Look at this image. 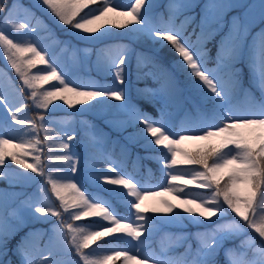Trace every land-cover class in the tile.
I'll return each instance as SVG.
<instances>
[{
  "label": "rangeland",
  "instance_id": "obj_1",
  "mask_svg": "<svg viewBox=\"0 0 264 264\" xmlns=\"http://www.w3.org/2000/svg\"><path fill=\"white\" fill-rule=\"evenodd\" d=\"M104 1L111 4L114 0ZM4 2L12 4L13 0H4ZM16 2L17 7L12 9V20L8 25L5 24L3 15L0 14V28L9 34L13 41L22 40L27 45L34 44L49 62L48 64H37L30 70V76L45 74L51 70L49 67L51 64L57 68L66 82L73 86L105 92L109 89L123 91L125 95L124 102L107 96L101 97L99 98L100 103L95 107L84 104L69 107L62 101H54L47 109H41L37 107L36 102L30 99L31 89L22 83L19 75L11 67L3 45L0 44V91L9 95L14 103L21 104V107L23 103L30 105L29 109L22 110L19 115L30 120L32 109H35L39 111V115L45 116L43 127L38 130V136L48 137L47 140H41L44 145L43 154H41V163L45 170L44 177L21 169L19 166L0 167V179L3 176L15 179L13 186L0 183V208L12 212L9 232L19 221L23 225L34 223L33 227L26 230L22 240L14 245L16 253L19 249L18 260L15 261L9 257L7 264H27L30 260H35L39 264L45 257L53 264H84L83 256L71 243L72 237L75 236L77 241L82 243L84 236L92 231H102V227H114V225L101 217H82L80 221L72 219V216L80 211L79 208L71 207L72 201L80 198L79 192L76 189H65L63 194L69 203V209L65 211L61 207V201L52 191L49 177L60 185L77 183V187L84 191L92 202L106 204L116 215L125 217L124 222L126 223H142L135 221L134 218L131 208L134 198L130 197L123 187L105 183L103 177L123 175L125 178H132L141 191L161 193L147 197L145 204L149 207H162L160 201L164 199L180 203L174 193L163 192V187L167 186L166 181L161 182L151 177L153 169L142 159L141 152L129 146L122 136L113 134L105 126L97 127L88 119V115H94L104 123L110 122L120 127L126 126L127 123L139 122L140 117H146L178 139L180 134L200 135L205 128L220 124L219 117L224 112L236 116L259 113L261 102H264V86L261 85L258 65L257 72L249 71L248 45L255 38L257 49L259 47L260 34L264 30V18H262L259 5L264 0H213L214 3L225 4L226 7L210 11H205L202 7L209 0H146L147 8L144 10L142 7L141 9L145 24L138 25L135 29L128 31L129 33L126 32L122 36L125 37L124 39L113 35H103L101 32L87 35L74 27L67 28L69 26L62 24L43 5L35 7L38 0H16ZM119 2L124 5V9L130 10L134 0H120ZM19 5L24 7L20 8ZM102 5L94 6V8ZM25 9H30L34 17V19L28 18L30 27L28 29L10 27V24ZM178 14L181 16L176 19ZM191 20H197L196 24L186 31L187 24ZM157 28L180 31L184 37L189 38L203 54V64L207 69L219 71L221 65L217 60V51L220 47V54L225 61L234 64V70L237 73L242 67L231 61V50L237 36H240L242 42L240 58L246 55L248 84L244 85L243 79L239 76L238 83H234L231 72L223 73V78L229 84V98L226 101H220L199 81L174 47L155 35L154 30ZM224 30H226L224 35L229 34L228 38L223 44H220V41L224 35L218 39L217 50L213 56L214 61L210 62L206 40L214 33ZM148 36L156 39L159 45L170 50L172 54L176 53L175 55L181 61L180 66H182L181 71L184 76V82L181 85L174 86L176 84L174 79L177 75L171 78L170 75L165 74L162 64L153 59L147 60V56L144 57L145 52L141 44L148 42ZM244 37L247 39L245 40ZM121 53L127 56L124 65V84L117 83L115 75L117 65L112 63ZM131 57L138 60L133 70L130 66ZM29 58L33 57L27 53L25 59ZM99 75H110V80H102ZM54 84L60 86L59 81H49L39 88V91L51 90ZM131 84H134L135 91L148 104L158 107V113L155 114L151 109L138 104L134 99ZM240 85L243 86L235 92V88ZM192 88L195 89L194 93L191 92ZM6 119L11 120L10 114L0 103V135L5 139L10 137L1 125ZM13 125L25 127V125L14 123ZM72 132L75 133L76 139L71 142L70 149L65 150L61 144L67 142L64 137ZM124 133L130 139L143 138L144 145L154 143L152 137L145 136L147 134L145 126L139 130L133 128ZM191 141L193 144L198 143V140ZM25 143L31 153L28 158L34 163V156L37 153L31 149L28 141ZM179 147L184 150L183 144ZM66 151H70L73 156L79 158L78 171L75 174L71 172L67 164L55 159L57 153ZM144 155H150L158 161L165 173L184 174L186 180L190 179L195 171L202 170L200 166L195 165L163 167L166 159L170 158V153L162 147L145 152ZM130 156H133V162H129ZM178 159L184 160L185 157L181 154ZM108 164H111L116 171H111L107 167ZM57 168L63 171H57ZM174 183L183 184L184 182ZM94 185L107 189L111 194L93 188ZM185 191L188 193L187 198L203 199L211 194L210 189H201L194 181L186 185ZM243 191L247 194L246 188ZM256 203H258V193L254 206ZM41 205L60 211L62 217L37 214L34 208ZM225 209L224 217L202 219L199 222L179 210L172 217L164 213H148L147 215L151 218L147 225L149 230L139 239L127 237L123 233H111L100 237L96 243L93 241L88 249L82 251L91 261L103 260L104 256L114 255L115 251H123L137 257L135 261H126L122 256V261L117 264H141L145 258L148 262L153 261L157 264H206L204 260L208 257H213L215 260V254L220 249L226 253V259L231 264H235L244 253H250L247 257L250 260H259V255L251 248V245L260 246L258 234L252 229L239 227L243 225V221L226 206ZM68 224H72L73 229L81 231L74 232L68 229ZM46 228L47 236L42 238ZM111 237H118L121 240L115 241ZM214 239L220 241V246L216 252L208 255L206 246ZM224 239L231 241V244L222 245ZM7 244L11 242L7 240ZM7 244L6 254L11 250ZM152 244L155 245L154 248L150 247ZM180 246L185 248L180 254L170 252L171 248ZM190 251L194 253L192 256H190ZM1 261L0 259V264ZM216 261L211 264H223L219 262L220 259Z\"/></svg>",
  "mask_w": 264,
  "mask_h": 264
},
{
  "label": "snow or ice",
  "instance_id": "obj_2",
  "mask_svg": "<svg viewBox=\"0 0 264 264\" xmlns=\"http://www.w3.org/2000/svg\"><path fill=\"white\" fill-rule=\"evenodd\" d=\"M96 3L97 0H38V3L34 6L40 7L43 5L62 24L74 27L87 35H95L102 29L113 25L123 29L126 25H132L133 23L135 25L145 24L141 9L142 7L144 10L147 8L145 6L146 0H134V3L130 6V10L126 11H118V6H113L108 2L103 3L100 7L89 9L87 12L84 11V9ZM16 7V0H13L12 4H6L4 0H0V14L3 15L6 25L12 20V9ZM19 7L23 8L24 6L19 5ZM202 7L205 11H210L212 9H223L226 5L209 0ZM259 9L262 18H264V2L260 3ZM82 12L83 15H81ZM109 13H115V16L110 17ZM28 18L34 19L31 10L25 9L10 24V27L28 29L30 27ZM21 20H24V22H20ZM155 35L160 39L166 40L174 47L175 51L193 71L199 81L220 101L223 102L229 98V84L225 81L222 74L231 72L234 83H238L239 74L234 70V64L225 61L224 57L220 54V47H218L217 51V60L221 67L217 71L216 69H207L205 67L201 51L193 45L189 38L184 37L180 31L157 28L155 29ZM228 35L225 34L221 38L220 44H223ZM244 39L246 40L247 38L244 37ZM0 44L3 45L5 54L11 62V67L19 75L22 83L31 89L30 99L36 102L37 107L41 109H47L54 101H62L69 107H75L105 96L120 102L125 101L123 91L82 90L80 86H73L67 83L61 73L57 71V68L51 66V64H49L51 70L45 74L34 77L30 76V70L35 68L37 64L49 63L45 60V56L37 51L36 46L34 44L24 46L14 43L13 39L2 28H0ZM241 49V37L237 36L231 50V61L239 62ZM248 49L249 71L251 73L257 72L258 65L259 78L261 85L264 86V30L260 34L258 49L255 38L248 45ZM27 53H31L34 58L25 59ZM126 59L127 56L121 53L112 61V63H116L117 65L115 75L119 84L125 83L124 65ZM49 81H59L60 86L54 84L51 90L40 92L39 88ZM0 103L5 106V109L10 114L11 121L15 125L23 126L28 124L32 127L34 130L32 134L36 138L28 143L31 149L37 153L34 156L35 162L29 163L28 157L31 153L25 143H13L11 138L0 139V166H4L8 162L6 158L10 157V161L14 162L21 169L44 177V165L41 163L44 145L41 140H47L48 137L44 136L40 138L38 130L43 127L45 116L37 114L36 117L29 120L19 115L22 110L29 109L30 105L23 103L21 107V104L14 103L12 98L2 91H0ZM219 118L221 120L220 124L205 128L202 134L191 136L180 134L178 139L168 134L164 128L151 122L146 117L139 118V122L145 126L147 134L153 138L155 145L166 149L170 153V158L166 159L162 165L163 167L195 165L200 166L202 169L195 171L194 175L188 180H186L184 174L166 173L167 186L163 187V192L174 193L180 203L177 204L171 200L164 199L160 201L162 207L147 206L145 201L148 196L160 195L161 193L139 190L132 178H125L123 175L103 177L102 179L105 183L123 187L126 189L128 195L134 198V202L131 203L134 218L135 221L142 223H126L124 222L125 217L116 215L106 204L92 202L85 195V192L77 187V183L60 185L49 177L52 191L61 201V207L65 211L69 209V203L63 194L65 189H76L79 192L80 198L73 200L71 207L79 208L80 211H77L72 216V219L80 221L82 217H101L103 220L109 221L114 225V227H102V231H92L90 234L84 236L82 243L77 241L75 236L72 237L71 243L75 245L77 252L83 256L84 264H109L113 259L112 256H104L103 260L100 261H91L82 250L88 249L93 241L111 233H123L127 237L139 239L149 230L147 225L151 218L147 215L148 213H164L172 217L179 210V212L187 214L199 222L202 219H212L213 217L219 219L224 217L226 213L225 206L243 221V225L239 227L254 230L260 240L259 247L251 245L254 252L259 255V260H250L247 258L250 253H244L235 264H264V215H261L264 214V102H261L259 113H253L249 116H236L235 114L224 112ZM212 138L217 139L218 142L210 145L207 150L189 153L179 147L186 140H209ZM64 139L67 142L62 143L61 147L69 150L71 142L76 139V135L72 132L71 134H67ZM6 145H11V148L16 149V151L7 149ZM181 154L185 157L184 160L178 159V156ZM55 159L67 164L73 174L78 171L79 158L73 156L70 151L57 153ZM107 167L111 171H116L111 164H108ZM57 171H63V169L57 168ZM176 181H183L184 183L175 184L174 182ZM193 181L201 189H210V196L203 199L187 198L188 193L185 191V187ZM244 188L247 189V194H244ZM257 193L258 203L254 206ZM34 209L37 214L51 215L57 218L62 217L60 211L51 207L41 205ZM11 215V211L0 208V259H3L6 255V243L11 227ZM67 227L74 232L81 231L80 229H73L72 224H68ZM219 246L220 241L214 239L211 243L207 244L206 254L211 255L216 252ZM17 253H19V249H17ZM114 255L117 257L124 256L126 261H135L137 259L136 256L128 255L123 251H115ZM27 264H37V261L30 260L27 261ZM39 264H53V262L45 257ZM141 264H148L147 258Z\"/></svg>",
  "mask_w": 264,
  "mask_h": 264
},
{
  "label": "trees",
  "instance_id": "obj_3",
  "mask_svg": "<svg viewBox=\"0 0 264 264\" xmlns=\"http://www.w3.org/2000/svg\"><path fill=\"white\" fill-rule=\"evenodd\" d=\"M120 0H114L111 5L113 6H118L117 10L118 11H126V9L123 8V4H121V2H119ZM105 1L104 0H97V3L94 5H90L89 8L84 9L85 12L89 11V9L94 8V6H99L102 5ZM117 2V3H116ZM81 15H83V12L81 13ZM1 16V15H0ZM110 17L115 16V13H109ZM179 16H181V14H178V16L176 17V19L179 18ZM197 20H191L188 24H187V29L186 31H188L191 27L194 26V24H196ZM138 25H135V23H133L132 25H126L123 29L117 28L116 26H111V27H106L104 29H102L100 32L103 35H113L116 36L117 38H122L124 39L125 37H122L126 32L129 33L128 31H131L132 29H135ZM67 28H71L70 26ZM155 31V30H154ZM226 32V30L224 31H218L216 33H214L209 39L206 40V44L208 45V60L210 62H213L214 58L213 56L216 53L217 50V44H218V39L220 37H222L224 35V33ZM139 34V33H138ZM140 35V34H139ZM148 38V42L146 43H142L141 46L143 48V52H145V56H147V60L149 59H153L156 60L158 63L162 64L165 68V74L166 75H170L171 78H175V75H177V78L174 79L175 83L174 86L176 85L179 86L181 85L184 81V76H182V71L181 68L182 66H180L181 61L179 60V58L175 55L176 53L172 54V52L169 51L162 47L161 45H159L156 39H151L149 36ZM150 39V40H149ZM14 43H18V44H22L24 46L27 45V43L25 41L22 40H15ZM162 48V49H161ZM39 52H41L40 50H37ZM41 54L43 55V53L41 52ZM30 56H32L31 53H29ZM175 56V57H174ZM246 55H243L240 59L239 62H236L237 66H241L242 69L238 72V76L239 78L241 77L244 81V85L248 84L247 81V76H248V68L245 64V57ZM33 57V56H32ZM34 58V57H33ZM131 69L133 70L135 68V63L138 61L136 58L131 57ZM146 62V61H144ZM41 65V64H38ZM133 74V73H132ZM179 75V76H178ZM182 76V77H181ZM99 77L102 80H106L109 81L110 80V75H99ZM243 85H240L238 87L235 88V92H238L239 87L241 89ZM131 88L133 91V94L135 96V100L138 102V104L142 105L144 108L146 109H151L155 114L158 113V108L155 107L154 105L148 104L147 101L139 94L135 91V86L134 84H131ZM82 90H93V89H88V88H83ZM108 90V89H107ZM195 89L192 88L191 92H193ZM107 92H111V89H109ZM194 93V92H193ZM196 93V91H195ZM99 98L96 100H92L89 101L87 104L84 105H88V106H92L95 107L97 106L100 102H99ZM181 101V100H180ZM37 114H39V111L37 110H33L32 109V118L36 117ZM30 119V120H31ZM88 119L91 122H94L95 125L97 127H99V125L101 126H105L108 130H110L111 132H113V134L115 135H120L122 136L125 141L128 143L129 146H132V148H135L137 151L141 152V153H145L151 150H157L158 146L154 147L153 142L144 145V139L143 138H137V139H130L128 137H126L124 134V132L130 130V129H142V127L144 126L143 124H141L140 122H135V123H127L126 126L120 127L117 125H113L110 122L104 123L101 119H97L94 117V115H88ZM6 133L10 134V137L12 139L13 143H25V141H32L34 140L36 137L33 136V129L30 125L25 124V127H16L13 125L12 121L9 119H6L2 122L1 124ZM145 136H149L148 134H145ZM151 137V136H149ZM0 139H5V137H3L2 135H0ZM217 139L212 138L209 140H198L197 144H193V142L191 140H186L183 143V148L184 150H187L189 153H195L199 150H207V148L212 145L217 143ZM26 145V143H25ZM7 149L11 150V151H16V149L11 148V145H6L5 146ZM142 155V159L146 161V163H148L149 165H151L153 171H152V175L151 177L154 179H157L161 182H165L167 177H166V173L164 171H162L161 169V164L158 161H155L151 156H147L144 154ZM7 159V163L4 166H17L14 164V162L10 161V157L6 158ZM28 162L32 163L31 159L28 158ZM129 162H133V156H130ZM211 162V161H209ZM4 166H0V167H4ZM0 183L1 184H5L6 186H13L15 184V179L11 178V177H2V179H0ZM94 188H97L98 190L102 191V192H108L107 189L105 188H101V187H97L95 186ZM121 208V207H120ZM123 209V208H121ZM157 219V218H155ZM90 221V220H89ZM34 226V223H26V224H22V222L19 221V223L14 226V228L11 230V232L8 233V241L11 242V244H7L9 247H13L19 240H22L23 235L26 233V230L28 228H31ZM48 230L46 229L43 232V236L42 238H45L47 236ZM112 240L115 241H120L121 239H119L118 237H111ZM109 240V239H106ZM93 243H96V241H94ZM222 245L231 244V241L229 240H223ZM154 244H152V248H154ZM184 250L183 247H179L177 252L180 254L181 251ZM171 252V251H170ZM194 253L192 252L190 254V256H192ZM9 256H5L4 260H2L1 264H6L7 260L9 257H12L15 261L18 260V254H16L14 251L10 250ZM113 257V259L109 262V264H117L118 262L122 261V256H115V255H110ZM216 259L214 260L213 257H208L204 260V263L208 264V263H212V262H217L216 260L220 259L219 262H222L223 264H230L229 261L226 259L227 255L226 253L220 249L217 251V253L215 254ZM148 264H157L154 263L153 261H149Z\"/></svg>",
  "mask_w": 264,
  "mask_h": 264
}]
</instances>
